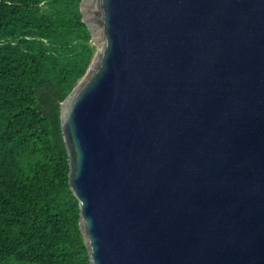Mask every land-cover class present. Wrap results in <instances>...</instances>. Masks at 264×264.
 I'll list each match as a JSON object with an SVG mask.
<instances>
[{"label":"water","instance_id":"95a60500","mask_svg":"<svg viewBox=\"0 0 264 264\" xmlns=\"http://www.w3.org/2000/svg\"><path fill=\"white\" fill-rule=\"evenodd\" d=\"M61 102L91 264H264V0H81Z\"/></svg>","mask_w":264,"mask_h":264},{"label":"trees","instance_id":"16d2710c","mask_svg":"<svg viewBox=\"0 0 264 264\" xmlns=\"http://www.w3.org/2000/svg\"><path fill=\"white\" fill-rule=\"evenodd\" d=\"M81 0H0V264H91L61 102L96 52Z\"/></svg>","mask_w":264,"mask_h":264}]
</instances>
